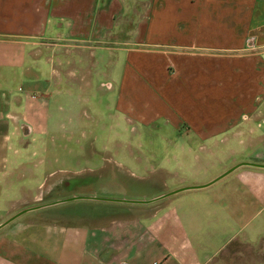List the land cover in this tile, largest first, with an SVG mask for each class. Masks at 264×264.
Segmentation results:
<instances>
[{
	"label": "crops",
	"instance_id": "1",
	"mask_svg": "<svg viewBox=\"0 0 264 264\" xmlns=\"http://www.w3.org/2000/svg\"><path fill=\"white\" fill-rule=\"evenodd\" d=\"M158 121L167 193L109 196ZM255 158L264 0H0V264H264Z\"/></svg>",
	"mask_w": 264,
	"mask_h": 264
},
{
	"label": "rangeland",
	"instance_id": "2",
	"mask_svg": "<svg viewBox=\"0 0 264 264\" xmlns=\"http://www.w3.org/2000/svg\"><path fill=\"white\" fill-rule=\"evenodd\" d=\"M99 68H102V62L99 64ZM100 80H105V79H99ZM103 89V88H102ZM53 101V99H52ZM69 101V100H67ZM55 103V102H54ZM133 125H128V133H133L134 131H132V127ZM164 125L161 122H157L154 125H152L151 127L147 128L148 134H144V138L143 139H134L131 138L129 141H127L126 146L127 148L125 150H131L133 152L137 151V153H141V157H142V169H140L139 171L135 170L134 173H127V182H131L134 181L137 183V188L135 190V192H130L128 189L129 187L125 186L123 187L122 185H118L115 183L110 184L108 187L109 188V192H112L113 194H110L109 196H117L120 197L123 201H130L132 200H151L154 199L156 196L153 195L161 192V190L163 191L162 194H166L167 191H165V188L159 187L158 185V176H162L161 174L163 172L157 170L156 167H154V164L157 160V156H152L151 152H156V151H162L166 148V146H168V142L166 141L165 138H161L162 135V131L167 132L166 129H164ZM152 133V134H150ZM49 143H53L50 144V148L49 151L50 153L54 152V141H53V137L51 138V141ZM86 142H82V144H84ZM64 144H66V146L68 147V151L61 149L62 152H64V154L69 153L70 150V146L72 145V143L70 142H65ZM101 144V143H100ZM107 150L113 151L115 150H121L122 148L118 147V143L116 142H107L106 143ZM88 145V144H85ZM65 148V147H64ZM66 149V148H65ZM261 147H249V146H245L242 145L240 143H232L231 146L227 147L226 150L230 156H225V152H224V161L225 162H229L232 159H226V157H234L237 155H255L258 154L259 152H261ZM255 164L260 163V164H264L261 160L264 159H259V158H255L253 159ZM253 162V161H252ZM53 166H55V171L57 175H63L66 176L67 171H70L73 167L77 166L76 164H71L67 161H63L62 163H58L55 164L50 167L52 168ZM154 167V168H153ZM76 168V167H75ZM164 175V173H163ZM49 176V175H47ZM46 176V179H47ZM51 177V176H50ZM49 178V177H48ZM45 182V181H44ZM44 182L40 185V188L42 190V187L44 185ZM36 189H34V186L32 187V189L30 190V193L35 192ZM37 191V190H36ZM106 194V193H105ZM159 195V196H160ZM122 201V202H123ZM37 202V201H36ZM35 201L30 202L31 204L36 203ZM151 202V201H148ZM179 212V211H178Z\"/></svg>",
	"mask_w": 264,
	"mask_h": 264
},
{
	"label": "built area",
	"instance_id": "3",
	"mask_svg": "<svg viewBox=\"0 0 264 264\" xmlns=\"http://www.w3.org/2000/svg\"><path fill=\"white\" fill-rule=\"evenodd\" d=\"M248 44H250V45H251V44H252V43H251V41H249V43H248ZM248 46H249V45H248Z\"/></svg>",
	"mask_w": 264,
	"mask_h": 264
},
{
	"label": "water",
	"instance_id": "4",
	"mask_svg": "<svg viewBox=\"0 0 264 264\" xmlns=\"http://www.w3.org/2000/svg\"><path fill=\"white\" fill-rule=\"evenodd\" d=\"M257 164H260V163H257ZM260 165H264V164H260Z\"/></svg>",
	"mask_w": 264,
	"mask_h": 264
}]
</instances>
